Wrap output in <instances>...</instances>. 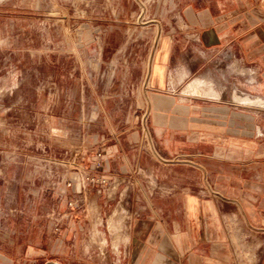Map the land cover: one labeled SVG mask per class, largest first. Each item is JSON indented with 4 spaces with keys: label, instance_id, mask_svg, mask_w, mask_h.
I'll return each mask as SVG.
<instances>
[{
    "label": "rangeland",
    "instance_id": "374dc122",
    "mask_svg": "<svg viewBox=\"0 0 264 264\" xmlns=\"http://www.w3.org/2000/svg\"><path fill=\"white\" fill-rule=\"evenodd\" d=\"M176 11L177 0H0V261L111 264L115 244L99 241L103 226L65 233L66 222L78 220L84 190L109 183L92 160L102 152L104 168L113 134L138 142L143 164L163 160L148 102L166 94L156 64ZM189 89L178 85L177 94ZM190 102L177 101L185 125L204 117ZM183 131L177 160L211 151L192 146L195 130Z\"/></svg>",
    "mask_w": 264,
    "mask_h": 264
},
{
    "label": "crops",
    "instance_id": "0c3cea01",
    "mask_svg": "<svg viewBox=\"0 0 264 264\" xmlns=\"http://www.w3.org/2000/svg\"><path fill=\"white\" fill-rule=\"evenodd\" d=\"M174 19L156 64L166 94L148 102L163 160L143 164L138 142L113 134L104 168L94 171L109 183L83 191L65 233L103 226L99 241L118 244L111 264H264V0H177ZM200 82L210 92L200 93ZM183 83L190 89L177 94ZM187 98L204 116L189 125L177 115ZM189 127L192 146L211 151L185 162L177 136Z\"/></svg>",
    "mask_w": 264,
    "mask_h": 264
},
{
    "label": "built area",
    "instance_id": "2783aa9c",
    "mask_svg": "<svg viewBox=\"0 0 264 264\" xmlns=\"http://www.w3.org/2000/svg\"><path fill=\"white\" fill-rule=\"evenodd\" d=\"M92 163L95 164L96 167H102V165L104 164V160H103V154L102 152H97V155L94 156ZM103 182H106V178L102 179ZM73 181H70L68 184L71 185ZM69 204L71 206L77 207L78 203L74 202V201H70Z\"/></svg>",
    "mask_w": 264,
    "mask_h": 264
},
{
    "label": "bare ground",
    "instance_id": "6f19581e",
    "mask_svg": "<svg viewBox=\"0 0 264 264\" xmlns=\"http://www.w3.org/2000/svg\"><path fill=\"white\" fill-rule=\"evenodd\" d=\"M238 70V69H237ZM203 80V79H202ZM205 81H206V79H205ZM196 82V81H195ZM200 83H204V82H200ZM199 83V84H200ZM191 85V84H190ZM201 85V84H200ZM198 86V85H197ZM204 86V85H203ZM199 87V86H198ZM197 87V88H198ZM205 87V86H204ZM208 87V86H207ZM188 89V88H187ZM201 89V88H200ZM208 89V88H207ZM209 89H210V87H209ZM203 90H205V89H203ZM188 91V90H187ZM208 91V90H207ZM200 92V91H199ZM202 92H204V91H202ZM208 92H210V91H208ZM217 92V91H216ZM215 92V93H216ZM201 93V92H200ZM213 93H214V91H213ZM204 94V93H203ZM209 94V93H208ZM246 100V99H245ZM249 100V99H248ZM251 101V100H250ZM250 101H248V102H250ZM253 102V101H252ZM257 103V102H256ZM113 214V213H112ZM111 221V220H110ZM109 221V222H110ZM113 223V222H112ZM112 223H110V224H112ZM113 225V224H112ZM112 227V226H111ZM115 228V227H114ZM113 230V229H112ZM114 232H115V230H114ZM113 233V232H112ZM115 245H118L117 243H115ZM48 264H57V262L56 261H50V262H48Z\"/></svg>",
    "mask_w": 264,
    "mask_h": 264
}]
</instances>
